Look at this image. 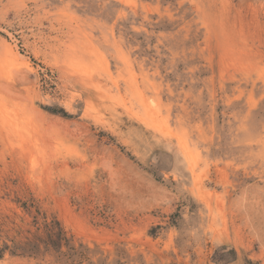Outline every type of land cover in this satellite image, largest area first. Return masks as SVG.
Here are the masks:
<instances>
[{
    "label": "rangeland",
    "instance_id": "1",
    "mask_svg": "<svg viewBox=\"0 0 264 264\" xmlns=\"http://www.w3.org/2000/svg\"><path fill=\"white\" fill-rule=\"evenodd\" d=\"M51 219L96 264H264V0H0V243Z\"/></svg>",
    "mask_w": 264,
    "mask_h": 264
},
{
    "label": "trees",
    "instance_id": "2",
    "mask_svg": "<svg viewBox=\"0 0 264 264\" xmlns=\"http://www.w3.org/2000/svg\"><path fill=\"white\" fill-rule=\"evenodd\" d=\"M40 229L41 232L23 242L12 240L10 244L0 243V257L6 251L28 256L50 253L56 264H96L87 257L89 249L82 244L72 243L57 220L44 222ZM231 252L234 253L233 250Z\"/></svg>",
    "mask_w": 264,
    "mask_h": 264
}]
</instances>
